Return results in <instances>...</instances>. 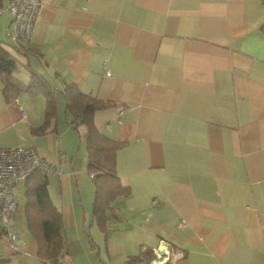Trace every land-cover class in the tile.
I'll return each instance as SVG.
<instances>
[{
    "label": "crops",
    "instance_id": "crops-1",
    "mask_svg": "<svg viewBox=\"0 0 264 264\" xmlns=\"http://www.w3.org/2000/svg\"><path fill=\"white\" fill-rule=\"evenodd\" d=\"M11 26L3 10L11 76L43 82L56 110L45 118L40 91L7 96L0 72V148L33 147L58 166L45 175L66 264H153L161 240L181 250L175 264H264V1L42 0L30 40ZM71 85L110 103L93 123L123 143L127 194L98 216ZM16 204V249L0 242V264H42Z\"/></svg>",
    "mask_w": 264,
    "mask_h": 264
},
{
    "label": "trees",
    "instance_id": "trees-1",
    "mask_svg": "<svg viewBox=\"0 0 264 264\" xmlns=\"http://www.w3.org/2000/svg\"><path fill=\"white\" fill-rule=\"evenodd\" d=\"M12 69L13 60L0 47V72L4 74L3 88L6 95H16L21 91H40L45 96V118L54 116L56 105L50 89L35 77L28 84L19 83L11 76ZM64 95L67 108L74 115V121L81 123L86 130L87 170L94 181L93 213L98 216L117 193L127 194V188L115 174L116 152L123 143L102 134L93 123L94 112L110 103L87 96L73 85L66 88ZM45 174L42 170H36L24 180L27 224L38 241V258L42 264H66L62 260L66 254V243L61 213L49 198ZM141 259L139 256H131L124 264H135Z\"/></svg>",
    "mask_w": 264,
    "mask_h": 264
},
{
    "label": "built area",
    "instance_id": "built-area-1",
    "mask_svg": "<svg viewBox=\"0 0 264 264\" xmlns=\"http://www.w3.org/2000/svg\"><path fill=\"white\" fill-rule=\"evenodd\" d=\"M42 0H7L0 5V15L7 10L12 15L11 37L13 40H30L40 11ZM105 74H109L105 70ZM36 170L45 173H59L58 166L44 161L33 147L0 148V242L16 249V232L13 229L17 204L14 186L25 180ZM159 205V202L152 200ZM154 264H175L182 252L166 241H159L154 248Z\"/></svg>",
    "mask_w": 264,
    "mask_h": 264
},
{
    "label": "rangeland",
    "instance_id": "rangeland-1",
    "mask_svg": "<svg viewBox=\"0 0 264 264\" xmlns=\"http://www.w3.org/2000/svg\"><path fill=\"white\" fill-rule=\"evenodd\" d=\"M14 196H15V200L17 201L18 205L22 206L24 204V200H25V195L24 192L22 190V185L20 184L19 187H17L14 190ZM16 211L18 212V208L16 209Z\"/></svg>",
    "mask_w": 264,
    "mask_h": 264
},
{
    "label": "water",
    "instance_id": "water-1",
    "mask_svg": "<svg viewBox=\"0 0 264 264\" xmlns=\"http://www.w3.org/2000/svg\"><path fill=\"white\" fill-rule=\"evenodd\" d=\"M154 264V263H153Z\"/></svg>",
    "mask_w": 264,
    "mask_h": 264
}]
</instances>
